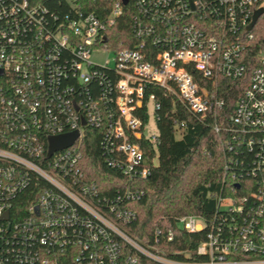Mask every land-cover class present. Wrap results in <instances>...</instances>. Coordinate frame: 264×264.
Instances as JSON below:
<instances>
[{
	"label": "built area",
	"instance_id": "obj_1",
	"mask_svg": "<svg viewBox=\"0 0 264 264\" xmlns=\"http://www.w3.org/2000/svg\"><path fill=\"white\" fill-rule=\"evenodd\" d=\"M54 1L0 0V264H264V49L256 62L249 54L264 0H129L135 44L120 50L106 33L123 1L106 19L82 12L78 0H57L69 7L60 17ZM101 51L113 58L98 65L92 56ZM249 65L248 88L222 126L218 81L245 78ZM157 90L187 117L173 111L175 137L189 121H212L231 153L224 167L233 193L243 178L254 188L214 197L213 220L178 217L176 229H157L154 245H144L121 223L135 219L125 205L144 196L134 184L150 175L135 140L158 153L159 130L147 128L151 103L160 119ZM88 129L98 130L107 165L128 179L121 191L116 178L113 196L80 168ZM76 132L72 146L49 156L50 137ZM31 186L34 201L18 207ZM206 229L194 250L168 246L177 232Z\"/></svg>",
	"mask_w": 264,
	"mask_h": 264
},
{
	"label": "trees",
	"instance_id": "obj_2",
	"mask_svg": "<svg viewBox=\"0 0 264 264\" xmlns=\"http://www.w3.org/2000/svg\"><path fill=\"white\" fill-rule=\"evenodd\" d=\"M123 0H78L77 5L84 13H92L99 19H106L116 2ZM51 12L60 17L68 13L69 7L63 1L55 0L49 4ZM135 11L130 3L124 5L123 15L107 31V39L112 49L132 48L135 44L132 35V22ZM256 39L249 54L258 57L264 49V20L261 19L255 28ZM256 64V63H255ZM252 66L249 65L246 77L240 80L220 78L218 95L225 100L224 111L219 114V124L226 125L225 116L233 113L237 101L248 88ZM156 95L162 102L157 123L159 130L157 155L146 140H135L146 152L150 175L147 179L134 185L144 190V196L137 201L128 202L125 206L135 213V219L129 224L121 223V227L130 236L144 245H154L153 237L157 229H176L175 221L184 215H200L207 222L213 220L217 211L214 197L243 196L254 188L253 181L241 180L237 193L232 191V183L225 178V161L231 156L224 149L220 137L213 130L212 121L192 127L182 139L174 134L173 111L183 116L178 106L172 108V98L165 97L161 90ZM187 119L186 116H183ZM82 160L80 168L87 180L95 182L104 196H113L118 189L116 178L121 180V191L128 183L121 172L110 168L105 162L101 148V136L98 130L88 129L81 148ZM157 158V163L153 159ZM253 185V186H252ZM251 188V189H250ZM35 186L21 196L18 207H26L35 199ZM208 229L198 233L177 232L175 240L168 244L171 250H194L206 239Z\"/></svg>",
	"mask_w": 264,
	"mask_h": 264
},
{
	"label": "water",
	"instance_id": "obj_3",
	"mask_svg": "<svg viewBox=\"0 0 264 264\" xmlns=\"http://www.w3.org/2000/svg\"><path fill=\"white\" fill-rule=\"evenodd\" d=\"M128 3H129V0H123L124 5H127ZM263 12H264L263 9H260L255 13L250 29L254 27V25L258 21L259 17L263 14ZM77 138H78L77 132L71 133V134H65V135H61L57 137H50L49 138V156H51L56 151L72 146V144ZM236 188L239 189L240 186L236 185ZM6 216L8 218V214Z\"/></svg>",
	"mask_w": 264,
	"mask_h": 264
},
{
	"label": "rangeland",
	"instance_id": "obj_4",
	"mask_svg": "<svg viewBox=\"0 0 264 264\" xmlns=\"http://www.w3.org/2000/svg\"><path fill=\"white\" fill-rule=\"evenodd\" d=\"M113 58V53L112 52H99L97 54H94L92 56V61L98 65H103L106 63V61H110ZM148 124H147V128L150 130L151 133L153 134H157L158 133V127H157V122H156V118H155V110H154V106L151 103L148 106ZM232 180H229V183H232Z\"/></svg>",
	"mask_w": 264,
	"mask_h": 264
}]
</instances>
